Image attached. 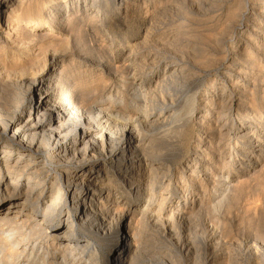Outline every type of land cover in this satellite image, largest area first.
<instances>
[{
    "label": "bare ground",
    "instance_id": "bare-ground-1",
    "mask_svg": "<svg viewBox=\"0 0 264 264\" xmlns=\"http://www.w3.org/2000/svg\"><path fill=\"white\" fill-rule=\"evenodd\" d=\"M133 2L0 0V56L9 52L12 59L0 66V264H141L142 228L151 217L158 225L161 219L148 218L155 190L164 187L162 200L173 197L177 171L190 190L212 178L209 189L217 188L209 194L204 188L197 210L185 201L163 206V229H189L205 208L217 221L209 240L199 237L197 252L210 250L204 264H237L241 249L248 264H264L258 245L264 243V143L256 139L259 149L250 147L264 115V76L253 74L264 55V0L225 4L231 28L193 34L176 58L147 47L158 20L137 10L129 16ZM80 5L94 14L71 13ZM146 21L152 22L145 28ZM87 23L109 28L110 43L91 35L86 43L79 32ZM4 39L20 43L10 48ZM124 49L120 62L115 53ZM190 52L205 78H195L183 62ZM215 111L212 127L208 114ZM230 134L240 146L221 149ZM232 152L238 177L227 170ZM224 230L235 232V244L224 242L229 257L219 248ZM193 243L181 245V253L190 255ZM158 259L143 264H167Z\"/></svg>",
    "mask_w": 264,
    "mask_h": 264
},
{
    "label": "rangeland",
    "instance_id": "rangeland-1",
    "mask_svg": "<svg viewBox=\"0 0 264 264\" xmlns=\"http://www.w3.org/2000/svg\"><path fill=\"white\" fill-rule=\"evenodd\" d=\"M246 1H250V0H246ZM244 2H245V0H228V1L227 0H223V1L222 0H205V1L204 0H201V1L200 0H196V1L195 0H192V1L191 0H158L157 2H151L149 0H134L133 5H132L133 7H132V10H131L132 13L130 11V13H129L130 15L129 16H132L136 12V10H137V12L139 11L141 13V15H143L144 17L146 16L147 17V20L150 19L149 18L150 16H152V20H154V21L158 20V24H157V21H156L155 22L156 26H154L155 27L154 29H157V30H153V35H152V37L150 39L151 40V43L148 44L147 47L150 50L153 48L151 50V51L155 50L153 52H161L160 53L161 55L166 54L168 56H171V57H175L176 58L175 55H178L177 54V51L180 54L182 52L186 51L187 50V45H189L191 43V41L194 40L193 37L195 35H201V33L204 34V32L206 33L212 27H213L212 30L215 33H217V32L219 33V31L221 32V33H219V35L220 34L222 35L225 30H229L231 28V24H229V21H227V22L225 21V20H228V18L226 17L227 16L226 13L228 11V7L227 6L228 5L235 6V5H238V4H242ZM225 4H228V5L224 9V5ZM80 6H82V7H80ZM80 6L79 7H76V8H72L71 13L74 12V14L79 15L80 14V12H79L80 9H81V11H82V9L83 10L86 9V12L84 13L85 15L92 16V14H94V12H93L94 9H89V8H87V6L85 7L84 5H80ZM68 14L69 13H67L66 15H68ZM153 15H155V16H153ZM210 15H211V17H210ZM97 17H99V16H97ZM153 17H154V19H153ZM75 22H80V21H75ZM150 22H152V21H146V23L144 25L145 28H146V26L149 25ZM223 22H226V23L223 24ZM76 24H78V23H76ZM92 27H91L90 23H87L85 25V27H83V29H81L80 32H79V34L81 36H83V38L86 41V43H89L90 42L89 40H91L92 37L93 38L95 37L96 38L95 41L99 42V40H101V38L103 36H104L103 38L105 39V43H110V38L112 36H111V33H110L109 28H106L104 26H99L98 29L95 30ZM94 30H95V32H94ZM193 30H194L195 33L193 32ZM43 32H49L50 33L51 31H48V29H44ZM52 32H53V30H52ZM89 32H91V33H89ZM176 32L179 33V35ZM36 33L40 35V32H36ZM157 33L158 34L163 33V36H160L159 35V37H157L156 36ZM53 34L60 35V34H57V32H53ZM193 34H194V36L192 37ZM16 35H14V36L16 37ZM23 35H25V33ZM62 36L64 37V35H62ZM11 37H12V35H11ZM154 37H156L158 39H155ZM9 40L8 39H4L5 42H3V43L5 44V46L10 47V48H15L20 43V42H18L16 45L15 44H9L10 43ZM27 40H30V38L27 39ZM262 41L264 43V39H262ZM6 42L8 43V45H7ZM187 42H189V43H187ZM224 42L226 44H228L230 42V39H225ZM116 43H117L116 41H113L112 47L117 46ZM183 44H186V49H184L185 46H183ZM14 45H15V47H14ZM154 45H156V46H154ZM151 46H152V48H151ZM20 48L21 47H19L18 50H21ZM35 48H36L35 46H32V47L30 46V50H35ZM126 49L122 50L120 53L119 52L115 53V57L116 58L119 57L121 59L120 62H122V60H123L122 58H124V56L126 54ZM18 50H17V48L15 50V52H17V53H15L14 58L16 57V59L19 56ZM6 54L7 55H5V56H0V64H1L0 66H4L5 65L4 67H8L10 65V62L12 60L11 59V56H10L9 52L6 53ZM105 54L107 55L108 52H106ZM189 54L185 58L182 59L183 62H187V63L189 62L188 63V67L191 69V71H192V68H193L194 71H192L191 74L193 72H195V74L193 75L195 78H199V77L205 78L207 76V72H205L204 68L203 67H200L199 68V65L194 64V61H193L194 60V56H193L194 55V52H192V53L190 52ZM16 59H14V60H16ZM259 61H258L259 63L257 64L258 66L256 65V67L254 68L253 74H255L256 76H264V55L262 57H260ZM187 84H188V81L183 82L182 83L181 90H185L187 88ZM204 84H205V82H203V84L201 86V89L203 88ZM199 92H200V90H199ZM243 113H244V111H243ZM198 114H199V112H197L195 110L193 112V116L192 117H194V116H196ZM218 114H219V112H216V111L213 112V114H208L209 118L211 119V122H210L211 124L213 122L215 123V120L214 119H215V117ZM262 119H263V120H261L262 125H260L259 127H256L255 128L256 130L253 128L254 132H252L251 134L254 135V140L255 141H256V139H258V140H260L261 142L264 143V137H263L264 136V115L262 116ZM197 120H198L197 129H198L200 127V123L202 121H201V119H198V118H197ZM214 123L212 124L213 125L212 127H214ZM240 130L243 131V128L242 129L240 128ZM229 136H230V139L225 138V139H222L221 140V144H222L221 145V149L223 148V150H225L226 148H230L231 150L232 149L234 150V147L236 148L237 145H238V147L240 146L239 140L237 141V139H235L237 136H234L233 134L232 135L230 134ZM226 139L228 141H226ZM255 141H253L252 144H251V146H250V147L254 148V150H255V148L259 149V147H257V145H255V143H257V141L256 142ZM225 144H226V146H225ZM207 145H208V143H207ZM202 147H204V145ZM238 147H237V149H238ZM206 150L207 149H205V151ZM195 155L196 154H192L191 153V156H190V160L192 162V165H194L195 162H196L194 160ZM226 156L227 155L225 154V157ZM249 156L251 157L252 154H250ZM236 159L237 158L235 156V152H232V154L230 156L228 154V156H227V158H226L225 161L230 160V163L227 164L228 165V167H227L228 169L227 170L228 171L231 170V173L235 170V174L238 177L240 175V172L242 174V171L237 169V167L240 166V165L237 163V160ZM221 160H222V158L220 159V161ZM232 162H233V164H232ZM209 163H210V159H209ZM222 163H223V161H221L219 163V166H217V167H220V164H222ZM207 164H208V161L204 162L203 165H201L200 168H204L205 166H207ZM217 169H220V168H217ZM247 172L249 173V171H247ZM174 177H175V180H177V186H175V188H173V189L175 191H177V193L175 195L173 193V197L169 198V195L166 196V194H165L164 197H166V199L165 200H162L163 198L161 197L160 193L163 192L164 189H162V188H164V187L157 188V190H155L157 192V194L155 195V197H156L155 200H157V199L158 200L155 201V203H154V205H155V207L153 208L154 210L152 209L151 211H149L148 218L151 217L150 215L153 216L154 214L158 213V216L157 217H159V216L161 217V219L159 221L161 224L160 223H159V225L158 224H154V221H153L154 219H153V217H151L150 220L148 221L147 225L142 228V232L143 233L140 235L142 238L138 236L140 238V239L138 238V240L141 241V243H139L140 241H138V244H139V246H141V249H142L141 250L142 251L141 255L143 256V257L141 256L140 260H143L145 262L147 259H150V257H153V258H156L159 261H160V259H158V258H161V260L165 261L167 264H173V261L176 262V263L174 262V264H204V261L203 262L201 261V257L205 256V254L206 255L207 254L210 255V250H207L206 251V249H205V251H204V249L201 248L199 250V252H197L198 250H196V248L200 244L199 243V239H200L199 237H202L203 240L205 238H206L205 240H209L210 237H208V236H210L209 234H210V232L212 230V226H213V223L212 222H213V219L216 216L215 213L214 212L212 213V212H210L209 210H207L205 208L204 209H201L200 214H199V216L201 218L199 217L197 219L198 221L195 220L194 221L195 224H193V222H191L189 229H184V228H180L178 226H174L172 232H168V229L167 228H164L163 229L164 225L166 224V221H165V219L167 218L166 213L163 214V212H160V210H161V208L163 206L164 207H167L168 209L169 208L171 209L173 207L172 204L175 205V206H177L178 204H181L183 201H185V203H186L185 206L186 207L190 208L192 206L194 210H197L198 207L195 206V204L203 196V194H204V192H203L204 191V188H208L209 189V184H211V182L215 181L216 179L214 180L212 178V179L208 180L207 181L208 184H207V182L206 183H203V185H202L204 187V188L202 187L203 189H200V190L199 189L198 190H190V188L187 187V185H185L186 184L185 183L186 182L185 181L186 180L185 179L186 178L185 175L183 176L181 173H178V171H177V173H175V176ZM212 188H210L209 190L207 189V193L208 194L211 193V191H213L214 189L217 188L216 183H215V186H213ZM157 195H159V196H157ZM242 196L244 197V195H242ZM178 199H181L182 201H178ZM202 202L203 203L206 202V199L204 198V200ZM161 203H163V205ZM160 205H162V206L160 207ZM204 206H208V205H204L203 204V207ZM154 211H156V212H154ZM150 212H151V214H150ZM216 221H217V219L215 218L214 222H216ZM192 225H196V227L195 226H192ZM175 227L176 228L178 227V230H181V231L180 232L177 231V229ZM174 229H175L176 232L174 231ZM157 230H159V232H157ZM233 233H235V232L232 231L230 233L227 230H224L223 232H221L222 241L219 243V248L223 252L226 250V252H224L225 254L227 253V251L229 252V248H227V246H225V243L224 242H226V245L227 244H231V243H232L231 245H233V244L236 243V240L234 242V238H233V235H232ZM199 234H200V236H199ZM237 234L236 235H237L238 241L241 242L242 239H244V237H242L241 234H239V232ZM240 238H241V240H240ZM190 239H191V241L193 239V242H194L193 243L194 245L191 246V247H193L192 248L193 251L191 250L190 255L187 256V255H184V252L181 253L182 252V249H181L182 246L181 245L185 244ZM152 241H154V242H152ZM222 242H223V244H222ZM261 244H258L260 250H262V248H263L261 246H264V243L263 242ZM142 246H143V248H142ZM194 250H196V251H194ZM242 251H244V250L241 249V254H237V255H240V256L235 255L234 258L238 259L237 260V264H248V261H247L248 257L245 254H242L243 253ZM195 252H197V253H195ZM230 252L232 254L234 253L233 251H230ZM193 253L196 254V255H194ZM143 254H145V255H143ZM229 256L230 255H227V257H229ZM240 257H241V259H240ZM242 257H243V259H242ZM245 257H247V259ZM198 259H200V260H198ZM143 261H141V264L144 263ZM229 262L231 263L232 261H229Z\"/></svg>",
    "mask_w": 264,
    "mask_h": 264
}]
</instances>
